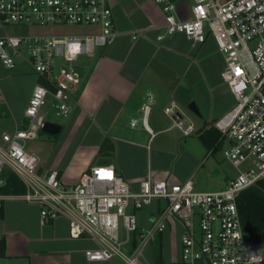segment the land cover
I'll return each instance as SVG.
<instances>
[{
	"label": "built area",
	"instance_id": "1",
	"mask_svg": "<svg viewBox=\"0 0 264 264\" xmlns=\"http://www.w3.org/2000/svg\"><path fill=\"white\" fill-rule=\"evenodd\" d=\"M153 1L164 20L156 40L173 34L195 44L211 39L223 58L220 76L234 102L213 126L227 140L223 157L237 173L224 188L208 192L195 189L191 177L169 182L150 176L131 191L112 164L91 165L72 184L65 183L56 169L38 171L39 158L25 150L24 141L35 139L45 122L38 115L41 106L49 103L57 116L69 115L71 93L81 81L72 63L113 40L112 12L106 0H0V63L13 69L18 58H24L38 79L24 109L28 126L1 134L0 186L5 183L1 174L9 170L25 191L0 192V201L10 195L37 205L43 222L66 217L70 238L85 236L97 243L84 250L88 262L117 258L120 264H142L145 249L173 220L182 232L179 258L169 264H263L259 243L245 238L237 196L264 178V0H190L187 12L178 10L176 0ZM47 23L95 25L98 32L48 35L6 30L10 25ZM141 110L146 125L149 105L143 104ZM163 111L183 136L196 131L174 102ZM160 200L164 205L149 227L139 228L135 211Z\"/></svg>",
	"mask_w": 264,
	"mask_h": 264
},
{
	"label": "crops",
	"instance_id": "2",
	"mask_svg": "<svg viewBox=\"0 0 264 264\" xmlns=\"http://www.w3.org/2000/svg\"><path fill=\"white\" fill-rule=\"evenodd\" d=\"M176 1L179 2L178 10L187 12L190 3L186 6L185 0ZM106 2L111 8L115 36L109 44L94 49V61L87 75L82 77L79 73V92L71 97L67 116V130L75 140L74 144L67 143L70 155L64 163L61 158L56 161L51 159L46 167L38 157V171L56 169L65 183H75L84 170L94 165L100 146L108 138L113 151L104 152L107 157L100 159L97 164H112L131 191H137L140 181L147 176L169 182H182L191 177L197 190L208 187L217 191L224 188L230 178L227 180L221 175L220 169L212 164L209 166L210 171L218 175L214 184L207 186L194 180L208 160L205 153L212 154L204 150L206 148L198 138L197 130L196 137L203 148L192 140L177 142L175 154L170 147L161 144L152 147L158 135L170 133L174 129L170 117L165 116L163 111L172 102L183 111V107L193 101L204 127L213 124L231 107L232 103L217 113H213V108L209 107L213 106L215 91L231 101L233 99L220 76L223 68L209 67L215 80L203 82L200 86L203 78L196 60L204 59L209 51L219 53L215 45L212 44L215 50L208 51V40L203 44H195L182 34L156 40V35L163 31L164 20L153 0ZM133 33L138 36L132 38ZM20 62L23 63L24 74L28 62L24 58ZM3 68L0 63V73ZM6 77H0V143L3 132H12L25 125L27 117L24 109L38 81L36 75L34 78L18 77L14 82L8 81ZM23 87H26V92L20 99L16 95V88ZM203 102L206 104V113L201 104ZM145 103L149 105L146 125L142 122L141 110ZM124 118L126 120L122 122ZM133 121L135 123L132 125ZM75 155H79L80 160L75 162L80 167L73 177L65 167ZM161 201H153L145 206L148 207L147 211L142 212V208L135 211L139 228L149 227L153 215L163 207ZM0 204L3 208L0 239L4 240L0 264H120L117 258L109 262H88L84 250L95 248L97 243L85 236L70 238L66 217L43 222L37 205L10 195L3 198ZM177 229L179 231L176 234ZM181 232L180 224L173 220L162 232L163 259L166 264L179 258ZM174 247L178 251L177 257H174ZM149 251L152 253L151 246Z\"/></svg>",
	"mask_w": 264,
	"mask_h": 264
},
{
	"label": "rangeland",
	"instance_id": "3",
	"mask_svg": "<svg viewBox=\"0 0 264 264\" xmlns=\"http://www.w3.org/2000/svg\"><path fill=\"white\" fill-rule=\"evenodd\" d=\"M186 1V6L190 3V0H185ZM178 8H179V2H177ZM181 5V7H186ZM187 9V7H186ZM188 14L186 15V17ZM8 33L12 34H18V33H26L28 32L29 34H48V35H85V34H92L95 32H98V27L95 25H69V24H52V23H47V24H30V25H10L6 28ZM208 43L210 45L208 49L209 50H215V47L213 48L214 42L211 39H208ZM213 44V45H212ZM213 48V49H212ZM218 52V51H217ZM94 54V53H93ZM21 58H18L16 67L13 69H2V76L4 77L7 75L6 79L8 81L14 82L15 79L18 77L22 78H29L35 77V73L32 70L31 66L27 63L26 64V71L24 74H22L23 71V63L20 62ZM94 61V56H87V55H79L78 58L73 61L74 67L77 69V71L81 74V76H86L88 70L91 68V65L93 64ZM222 62V65H221ZM196 65L200 69L201 76L203 78L202 81H200V86L202 85L203 82L206 83H211V81L215 80V76L211 74L209 71V67H216V68H223L224 61L219 53H213L209 51V54L203 59L201 58L200 60H196ZM209 68V69H208ZM16 77V78H15ZM30 87V86H29ZM26 87L17 89L16 88V95L20 99L23 97L21 96L24 92ZM79 92V86L77 90L72 91L71 96L77 95ZM213 100V106H209L213 108V113H217L222 107L230 105V103L233 104L234 100H230L228 97H223L218 95V91L214 93V96L212 97ZM206 111V104L203 102L201 103ZM232 106V105H231ZM183 111L190 117L192 122L195 125V128H201L203 127V119L191 112L187 107H183ZM129 114V113H128ZM41 118L44 119V121H51L55 122L59 125L62 126V131L57 134V135H50L48 133L43 132L42 130H39L38 135L35 139H26L24 141V148L25 150L29 152L35 153L38 157H40L44 161V167L48 166V162L52 159V161H56L58 158L62 159L63 163L67 161L69 155H70V147H67V143L74 144L75 140L73 139V136L70 135L68 132V124L67 120L69 117H62V116H57L53 110V108L50 106L49 103L41 106L38 114ZM164 116V115H163ZM167 116V115H165ZM164 116V117H165ZM222 116V115H221ZM219 116V117H221ZM125 118L122 120V122H125ZM163 120V117H162ZM129 121V119H128ZM172 123V120H170ZM30 123V120L27 118L24 122L25 125L23 127H27L28 124ZM140 123V119H139ZM196 132V131H195ZM193 133L191 135L183 136L181 132L178 129H172L170 133L167 134H160L158 135L153 143L152 147L156 148L159 144H161L163 147H170L173 151L174 154L176 153V143L177 142H184V140H192L200 146V148H203L202 144L200 141H198L196 137V133ZM167 135H170L169 137H166ZM172 137V139H171ZM78 139V136H76V140ZM170 140V141H169ZM172 140V141H171ZM227 145V140L223 139L221 147L214 151L211 155H208L205 153V157H208V160L205 163V166L199 171L197 177L194 178L196 182L199 183H204L207 186L214 184L216 177L218 176L216 172L210 171L209 166L212 164V166H215V168H219L221 171V175L227 178V180L231 177H233L236 173L237 170L228 162L224 157H223V148ZM101 150L98 152L97 157L94 161V164H97L100 159H103L106 156L104 152L107 153H112L113 149L111 146V141L110 139H106L103 144L101 145ZM203 150V149H200ZM205 151L207 149H204ZM204 154V153H203ZM204 157V156H203ZM207 159V158H206ZM80 160L79 155L73 156L72 159H70L69 163L66 165L65 169L69 170V172L72 174L73 177L77 175L78 173V168L80 165L77 167L78 163L75 161ZM83 170H81L79 173H81ZM197 189V188H196ZM200 189V188H199ZM219 189V188H218ZM200 190L202 191H208L211 192L213 191V188H201ZM161 205H164V201H161ZM140 210V209H138ZM148 207H143V211H147ZM148 228V227H145ZM179 230H175L176 234ZM119 235H120V240H124L126 237V233L122 227L121 220L119 222ZM259 246L261 247V250L264 253V241L259 243ZM150 247H147L144 251L143 258L140 259L141 263L143 264H152V253H149ZM174 257H177V248L174 247ZM119 262V261H118ZM121 263V261L119 262ZM264 264V263H263Z\"/></svg>",
	"mask_w": 264,
	"mask_h": 264
},
{
	"label": "trees",
	"instance_id": "4",
	"mask_svg": "<svg viewBox=\"0 0 264 264\" xmlns=\"http://www.w3.org/2000/svg\"><path fill=\"white\" fill-rule=\"evenodd\" d=\"M198 138L209 153L221 147L222 138L213 124L197 129ZM101 146L99 152L101 150ZM4 184L0 186L3 194H20L25 191L23 183L11 171L5 170L1 174ZM237 206L245 238L249 242L260 243L264 241V178L242 190L237 196ZM3 217V208L0 204V219ZM135 233L133 245L136 244ZM4 240L0 239V255H3ZM162 233H158L151 244L153 264H166L163 259ZM264 263V262H263Z\"/></svg>",
	"mask_w": 264,
	"mask_h": 264
},
{
	"label": "water",
	"instance_id": "5",
	"mask_svg": "<svg viewBox=\"0 0 264 264\" xmlns=\"http://www.w3.org/2000/svg\"><path fill=\"white\" fill-rule=\"evenodd\" d=\"M187 108L193 112L194 114L200 116L199 110L196 106V104L191 101L188 103ZM41 130L45 133H48L50 135H57L61 132V125L55 123V122H51V121H45L43 123V126L41 128Z\"/></svg>",
	"mask_w": 264,
	"mask_h": 264
}]
</instances>
